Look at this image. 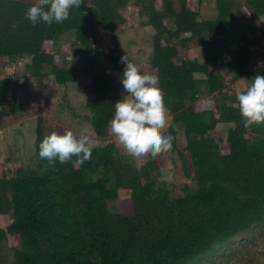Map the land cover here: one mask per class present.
Instances as JSON below:
<instances>
[{
    "label": "trees",
    "instance_id": "1",
    "mask_svg": "<svg viewBox=\"0 0 264 264\" xmlns=\"http://www.w3.org/2000/svg\"><path fill=\"white\" fill-rule=\"evenodd\" d=\"M33 2L0 0V60L28 59L25 76H52L60 86L87 79L92 95L86 101L88 122L95 137L107 136L121 95L102 60L96 26L114 33L124 23L119 10L127 1L81 0L67 19L50 25L25 18ZM163 6L160 13L149 3L140 13L155 32L150 63L172 123L186 138L189 158L183 174L194 186L186 184L172 197L152 180L144 183L150 170L119 166L111 145L96 146L82 163L75 156L67 163H50L39 156V144L55 128L45 133L38 121V170L0 163V217L9 218L5 228L0 226V244L12 240L10 264H192L264 221V123L245 127L236 100L220 104L228 98L223 74L234 79L250 74L253 48L264 42V29L236 21L229 0H216V18L202 21L186 0L178 11L172 0H163ZM247 6L256 19L264 16V0ZM66 34L77 50L59 64L47 48ZM193 40L205 48L201 61L183 56ZM8 88L0 75V130L17 112L15 104L6 105ZM203 90L218 97H203ZM219 123L234 125L224 153L219 150L223 140L213 131ZM170 132L174 151L176 134ZM118 190L130 191L131 213L111 211Z\"/></svg>",
    "mask_w": 264,
    "mask_h": 264
},
{
    "label": "rangeland",
    "instance_id": "2",
    "mask_svg": "<svg viewBox=\"0 0 264 264\" xmlns=\"http://www.w3.org/2000/svg\"><path fill=\"white\" fill-rule=\"evenodd\" d=\"M126 5L119 10L124 18L114 33L104 31L101 26H96L97 39L102 60L108 67L114 83L118 87L119 94L124 93L120 82L119 71L125 65L121 61L122 56L135 63L145 76H156L151 66L152 37L154 29L147 23V17L142 15L141 9L151 3L157 12L164 10L163 0H126ZM175 11L180 9L182 0H172ZM232 3L231 14L238 22H246L253 25L258 31L264 29V16L256 19L249 10L247 3L251 0H229ZM90 2V0H88ZM186 6L191 11L197 12V19L212 20L217 16L216 0H186ZM168 28H173L170 20L166 21ZM258 35V32H257ZM72 35L66 34L58 38L57 42L48 46L47 52H52L58 57V63L71 60L77 48L72 45ZM174 45L178 40L172 41ZM188 51L184 58L202 60L205 48L197 40H193L187 46ZM256 55L249 63L250 74L234 79L229 74H223L224 95L228 98L220 100V104L226 102L232 104L236 100V94L244 90L249 84L252 73L257 72L254 67L259 66L257 74L264 75V42L260 43ZM110 58H116L113 62ZM28 59L16 61L0 60V75L9 82L6 94V105H16V115L10 118V122L0 130V163L10 161L17 163L25 171H37L38 162L35 157V128L36 122L43 124L45 133L49 129L62 132L71 129L78 133L81 127L86 126L92 137L97 141L96 146L111 145L115 148V154L119 166L128 164L138 171L150 170V177L143 180L144 183L153 181L156 188L166 189L170 196L180 195L184 185L194 186L183 174L184 165L189 158L184 150L186 138L182 130L172 123V115L167 112V123L162 129L164 135L171 134L170 128L175 130L177 149L158 153L156 156H148L142 159H130L124 153L115 136L110 132L103 138H97L93 134L88 122L90 116L86 108V101L92 97L89 91L88 80L81 78L75 83L64 86L57 85L52 76H44L40 79H32L24 75L25 65ZM260 62V63H259ZM116 66L119 70L114 69ZM258 68V67H257ZM201 77V76H198ZM161 94V91L158 89ZM203 97H218V94H208L203 90ZM162 97V94H161ZM233 124L219 123L214 126V133L223 140L219 150L224 153L228 131ZM248 133L255 137L254 134ZM181 151V153H178ZM156 163L159 167L151 166ZM144 179V178H143ZM130 191L118 190L117 200L110 204L112 212L131 213ZM9 223L7 216L0 217V226L5 228ZM12 240L8 238L0 244V264H10L12 261ZM192 264H264V221L251 226L231 238L225 246L215 250L207 257Z\"/></svg>",
    "mask_w": 264,
    "mask_h": 264
},
{
    "label": "clouds",
    "instance_id": "3",
    "mask_svg": "<svg viewBox=\"0 0 264 264\" xmlns=\"http://www.w3.org/2000/svg\"><path fill=\"white\" fill-rule=\"evenodd\" d=\"M81 0H35L26 11L25 18L32 24L62 23L72 7H79ZM125 67L120 76L124 93L114 102L113 117L108 122L110 132L130 159L156 156L172 148L173 136L164 135L168 109L160 92L158 76H145L137 65L124 55ZM247 87L237 92L236 105L245 127L264 123V75L256 74ZM97 141L89 129L81 127L78 133L71 129L53 131L39 144V156L50 163H67L73 156L82 163L90 159Z\"/></svg>",
    "mask_w": 264,
    "mask_h": 264
},
{
    "label": "built area",
    "instance_id": "4",
    "mask_svg": "<svg viewBox=\"0 0 264 264\" xmlns=\"http://www.w3.org/2000/svg\"><path fill=\"white\" fill-rule=\"evenodd\" d=\"M259 63H260V62H259ZM259 66H260V64H258V66H256V67H254V69L257 70V71H260V70H259V69H260ZM257 67H258V68H257Z\"/></svg>",
    "mask_w": 264,
    "mask_h": 264
}]
</instances>
